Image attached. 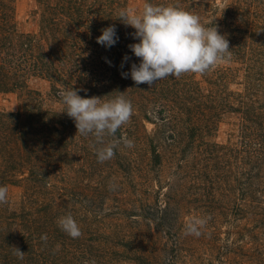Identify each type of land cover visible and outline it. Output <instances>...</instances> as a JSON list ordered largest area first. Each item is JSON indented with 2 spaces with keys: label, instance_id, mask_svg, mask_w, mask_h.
<instances>
[{
  "label": "trees",
  "instance_id": "1",
  "mask_svg": "<svg viewBox=\"0 0 264 264\" xmlns=\"http://www.w3.org/2000/svg\"><path fill=\"white\" fill-rule=\"evenodd\" d=\"M141 1L178 5L215 25L231 58L204 74L137 85L121 75L140 62L128 47L139 42L135 29L117 19L130 0H36V32L19 29L16 0H0V92L21 97L17 111H0V185L8 189L0 264H158L157 235L173 237L174 264L186 247L191 257L202 253L198 264H264V0ZM110 25L119 39L106 48L96 40ZM33 79L48 82L47 96L30 87ZM71 87L104 100L125 92L134 111L117 136L137 141L134 147L120 143L99 163L94 137L77 134L61 112L60 92ZM223 123L234 127V142L216 140ZM162 140L171 141L170 161L186 177L188 195L163 178ZM138 143L147 153L141 158ZM131 183L146 194L124 205ZM12 188L21 190L17 202ZM113 208L142 218V234L122 230ZM69 212L78 239L57 226ZM186 213L206 220L200 236L185 234ZM13 246L26 253L23 260Z\"/></svg>",
  "mask_w": 264,
  "mask_h": 264
},
{
  "label": "clouds",
  "instance_id": "2",
  "mask_svg": "<svg viewBox=\"0 0 264 264\" xmlns=\"http://www.w3.org/2000/svg\"><path fill=\"white\" fill-rule=\"evenodd\" d=\"M117 19L134 28L131 35L139 41L128 46L139 58V64L133 63L130 72L121 73L123 78L130 75L137 85L147 84L151 88L157 81L178 78L184 73L204 74L218 62L231 58L226 36L221 35L215 25L206 27L198 15L178 5L145 2L138 14L131 9H121ZM101 33L96 42L106 48L114 46L119 39L114 25L102 29ZM129 59L127 55L124 57V61ZM79 91L81 89L71 87L60 92L61 112L74 120L77 134L94 137L95 144L99 145L95 148L97 161L103 163L112 159L121 142L127 148L134 147L132 139L117 136L134 111L125 92L104 100L96 96L82 97ZM105 137H115V140L106 143ZM7 194V186L0 185V205L7 204ZM56 223L70 238L82 236L80 226L70 212L58 217ZM205 223V219L190 220L185 226V234L200 236L198 229ZM41 240L46 242L47 235L43 234ZM10 248L15 257L24 259L26 253L15 246Z\"/></svg>",
  "mask_w": 264,
  "mask_h": 264
},
{
  "label": "rangeland",
  "instance_id": "3",
  "mask_svg": "<svg viewBox=\"0 0 264 264\" xmlns=\"http://www.w3.org/2000/svg\"><path fill=\"white\" fill-rule=\"evenodd\" d=\"M37 7V2L36 0H16V14H17V19L19 23V29L22 32H36L38 30V18L35 16L34 10ZM143 7V2L141 0H130L128 9L133 10L135 14H138ZM29 85L31 88L40 91L44 96H47L49 93V84L48 82L41 80V79H33L29 82ZM21 106V97L20 94L17 92H9V93H3L0 92V111L1 112H15L17 111ZM49 106H53L52 103H49ZM149 130L152 129V126H148ZM233 126L229 125L228 123H223L220 126V130L218 132L216 140L220 143H226L231 140V142H234L233 140L234 137H231V132H233ZM113 141V140H111ZM188 140H182L181 143V148H184L185 144ZM91 142H94L93 146L99 147V145L95 144V140H91ZM107 143L108 140H105ZM137 143V141H134ZM171 142L170 140L166 141L162 140V143L165 144L163 148V153L165 155V162H164V172H163V178L164 179H169L171 182L174 184L175 188H182L185 186L187 183V179L185 176H181L178 174L177 168L175 167V164L173 161H170V158L173 157L171 154V151L169 149V143ZM122 143V142H121ZM140 144V145H139ZM168 144V145H167ZM136 145L140 146V149L136 151V155H139L138 158H141L144 156L145 153V148L142 146L141 143H138ZM143 149H142V147ZM169 156V157H168ZM133 184V183H131ZM166 185V184H165ZM138 185H130L129 187L125 186L124 187V192L126 194V201H124L122 204H132V200L138 196H141L142 194L145 195L146 193L143 191H140ZM127 187V188H126ZM157 189V188H156ZM168 191L167 188L163 189V193H166ZM186 193L187 195L189 194L188 187H184L182 192ZM21 194V190L17 188H12L10 190V196L11 199L14 202H17L19 200ZM163 198H165L163 195L160 196V200L163 201ZM120 205L119 201L115 199L114 205ZM119 211L113 208L111 210L112 215L115 214L120 218L122 222V230H131L132 228L134 229V232H136L138 235L142 234L143 230V223L140 221L139 217L131 219L128 215H121L117 214ZM190 221V217L187 216V213L184 214V222L187 224ZM145 229V228H144ZM173 237H168V240L164 238V236H154L153 239H151L152 245L151 248L154 249V252L158 255L157 258L159 260L157 261L158 264H174L173 263V253H172V248H171V242L170 240ZM167 241V243H166ZM191 254H193L192 251H189V247L185 248V251L181 252L180 259H178L177 264H198L201 262V252H198L195 254V256L191 257Z\"/></svg>",
  "mask_w": 264,
  "mask_h": 264
}]
</instances>
